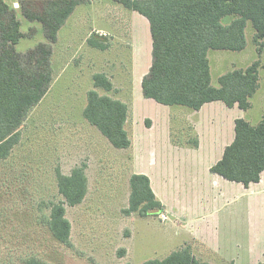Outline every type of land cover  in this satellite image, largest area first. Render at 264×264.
<instances>
[{
  "label": "rangeland",
  "instance_id": "obj_1",
  "mask_svg": "<svg viewBox=\"0 0 264 264\" xmlns=\"http://www.w3.org/2000/svg\"><path fill=\"white\" fill-rule=\"evenodd\" d=\"M10 4L16 8L25 34L16 45L17 51L26 53L46 43L43 24L24 15L21 0H11ZM92 37L107 48L92 46ZM246 40L243 50H209L213 86H219L222 75L252 65L259 53L264 56V38L255 42L251 21L247 22ZM151 62L149 21L117 1L82 3L59 31L52 65L55 80L25 118L18 145L8 158L0 160V264H24L32 255L53 264H142L163 259L182 247L211 257L205 261H216L217 250L206 248L221 243L222 231L231 224L228 221L241 218L250 234L246 233V246L238 243L233 257L245 258L243 264L257 263L264 244L260 241L253 247V236L258 231L264 240V217L251 211L254 205L264 210L261 200L239 189L224 194L198 165L210 161L207 154H190L179 146L188 137L191 143L196 142V131L185 128L190 124L186 120L208 123L203 129L211 141L228 133L230 138V122L219 116L213 117L214 122H205L201 120L204 117L195 115V109L160 104L146 97L139 79L149 72ZM102 72L114 82L111 90L94 87V74ZM260 77L259 90L242 117L252 125L264 119V69ZM88 89L132 100L130 118L135 126L130 147L115 148L85 119ZM210 113L204 112L206 118L211 119ZM194 163L198 164L192 166ZM76 168L87 172L88 193L77 205L65 204V216L71 223L68 245L53 237L47 222L52 205L64 201L57 170L70 175ZM142 170L153 177L166 220L158 212L124 213L130 206V173ZM241 239L243 233L239 234Z\"/></svg>",
  "mask_w": 264,
  "mask_h": 264
},
{
  "label": "trees",
  "instance_id": "obj_2",
  "mask_svg": "<svg viewBox=\"0 0 264 264\" xmlns=\"http://www.w3.org/2000/svg\"><path fill=\"white\" fill-rule=\"evenodd\" d=\"M89 0H21V10L31 21H39L47 42L26 53L18 52L17 43L24 33L16 8L0 0V160L6 159L21 139V129L30 110L38 105L53 81L51 56L58 33L76 7ZM146 17L152 37V64L142 80L144 95L165 105H184L200 109L204 104L222 101L247 110L258 90V62L246 69L233 70L212 85L208 52L210 49L243 50L246 26L251 21L255 42L264 38V0H114ZM94 47L107 45L95 38ZM96 88L111 90L112 81L105 74H95ZM85 118L95 125L116 148H128L131 140L125 129L127 105L97 89L88 92ZM212 172L227 180L248 186L260 181L264 171V119L252 125L244 118L235 122V138L228 145ZM59 190L64 201L54 203L48 218L53 237L71 243V223L65 204L77 205L87 194L83 168L70 175L57 170ZM129 215L160 213L163 204L156 197L150 178L133 174L130 179ZM125 253V251H123ZM24 264H53L30 256ZM130 264V263H125ZM142 264H210L197 259L190 248L173 251L163 259ZM257 264H264L260 262Z\"/></svg>",
  "mask_w": 264,
  "mask_h": 264
},
{
  "label": "crops",
  "instance_id": "obj_3",
  "mask_svg": "<svg viewBox=\"0 0 264 264\" xmlns=\"http://www.w3.org/2000/svg\"><path fill=\"white\" fill-rule=\"evenodd\" d=\"M6 1H8L10 3L11 0H6ZM92 1L93 0H89L88 3H91ZM78 7H79V5L76 7V9ZM76 9H75V11H76ZM75 11L66 20L65 24L62 26L61 29L65 28V26L68 25V21L71 20V17L75 13ZM58 40H59V33H58ZM58 40H57V42H58ZM56 43L53 44V53H52V56H51V64L52 65H53V62H54V45ZM95 48H99V47H95ZM254 62H258L259 63V66H258V90H259V84H260V81H261L260 71L262 69H264V56H263V54H260L259 53L258 59L256 61H254ZM151 64H152V62L149 64L150 67H151ZM246 68H244V69H246ZM240 69H243V68H240ZM240 69H234V70H240ZM132 71H133L132 72L133 74H132V83H131V86H130L131 89L134 88V83L133 82H135V67H134V70H132ZM147 73H148V71H146L144 74L146 75ZM96 74H98V73H96ZM102 74H105L112 81V79L106 73L102 72ZM143 78L144 77H141L139 79V82H141V84H142ZM54 80H55V77L53 75V81ZM53 81H52V83H53ZM93 81H94V76H93ZM112 84H113V88H114L115 86H114V82L113 81H112ZM94 87H95V84H94ZM90 90L91 89H88L87 96H88V92ZM142 90H143V88H142ZM258 90H257V92H258ZM114 99H118V100L124 102L127 105V107H128V118H127V121L125 123V129L128 132V135L130 137V140L131 139L133 140V138H131V135L133 136V133L132 132H133V129H134V126H135L134 124L135 123H134V120H132V122H131V118H130V115H131L130 113H131V111L133 112V102H132V100L131 101H127V100H125L123 98L122 99L121 98H114ZM87 103H88V97H87L86 103L84 104L83 114H84V110H85V107H86ZM236 110H238L239 112L236 113L235 112ZM247 110H244V109L240 108L237 104L234 105V106H232V107H230V106L226 105L222 101L209 102V103L204 104L200 109H198V110L195 109L194 110L195 113H196L195 115H197L198 117H202V118L204 117L201 120H203L205 122H206L207 119L209 120V123H210V121L212 122L214 116H216V117L219 116L220 118L222 117V118L228 119V121L230 122V124H229L230 125V128L231 127L233 128V133H232V135H230V138H229V133H228V136H226V137H223V138L217 137V140L216 141H211L210 138H209V135L206 134L205 131H204V129H203V127L207 126L208 123L201 124L202 122H199L197 120H193V119L192 120H186L190 124L189 125H186L185 128H192L191 131H194V132L196 131L195 134H194V137H196V139H195L196 142L195 143L194 142L191 143V139L188 137V139H185L184 142H181L180 143L181 145H179V146L182 149H180V148L179 149L182 150V151L187 150L190 154H196V155H204V154H207V158L210 161H208L206 164H204L202 166L200 164H198V163H194V164H192V166L198 164L200 167H203L205 169L206 173H208L210 179L212 180V183L214 185H217L218 184V186H220L222 190L223 189L225 190L224 191V194L226 193V195H229V193L235 191L236 189H239V191H241L242 194L250 195V196H252L254 198L258 197L261 200V203H262V205L264 207V171L262 172L260 181L255 182V183H251L250 185L246 186V185H244L241 182H234V181L227 180L223 176H221L219 174H216V173L212 172V170H211L212 166L215 163H217L222 158L225 148L233 142V140L235 138V122H236V120L238 118H242L243 117V114ZM204 112H207V113L211 112L209 114L211 116V119H209L208 117L206 118L207 114L204 115ZM144 118L145 119L148 118L149 124H151V125L154 124L149 119L148 116H144ZM90 124L93 125L92 123H90ZM144 124H146V121H145ZM93 126H95V125H93ZM208 142H209V145H208ZM179 146H177V147H179ZM178 163H181V162H178ZM190 163H191V161H189V164ZM185 167L186 166H184V168ZM135 174H145V175L147 174L148 175V177L150 178V181H151V187H152V189H153L156 197L163 204V200H162L161 196L159 195V193L154 188L153 177L149 173L144 172L143 170L142 171H137V173H135ZM132 175H133V173H130V178H131ZM86 176H87V181L89 182L87 172H86ZM85 197H87V194H86ZM254 208H255V210H252L251 212H255V214L259 218L260 217H264V210L261 209V207L254 205ZM163 209H164V206H163ZM159 215L164 220L167 219V215L165 214V211L164 210H162L159 213ZM162 215H165V216H162ZM131 216H134V215H130L129 217H131ZM228 223H231V224H227L229 227H225L224 230L222 231V232L225 231L224 237L222 236L223 238H222L221 243H220L222 245H220L219 243H216L215 246H213L212 244H210L209 248L208 247L206 248V250H209V249H212V248L214 250H217L216 251V254L222 260L218 258V259H215L216 261H205V259H210L211 257H202V255L198 254L199 252L197 253L193 249V252L192 253H193V255L197 259H199L200 261H203V262H208L210 264H243L244 263L245 258H241V257L235 258V257H233L234 256L233 255V252L235 251L236 246L240 247V245H238L239 242H241V246H246V243H245L246 233H248V234H250V233L245 228V224H243L242 218L238 222H235V221L234 222H232V221L229 222L228 221ZM240 233H243V239L238 240ZM130 236H131V234H130ZM220 238H221V234L217 237L218 241H220ZM253 240H254L253 247L255 246L256 243L259 244L260 241L264 244V240L261 239L260 236H258V231L256 232V236H253ZM187 245H189V244H186V246ZM182 248H184V247H182ZM262 248L263 249H262V252L259 255V259H258L257 263L264 262V246ZM128 252H129V249H128ZM172 252L170 251L169 254H171ZM210 252H207V253L211 255V253H213V252H211V253ZM247 253L250 254V250Z\"/></svg>",
  "mask_w": 264,
  "mask_h": 264
},
{
  "label": "water",
  "instance_id": "obj_4",
  "mask_svg": "<svg viewBox=\"0 0 264 264\" xmlns=\"http://www.w3.org/2000/svg\"><path fill=\"white\" fill-rule=\"evenodd\" d=\"M15 5H16V6H19V4H18V3H15Z\"/></svg>",
  "mask_w": 264,
  "mask_h": 264
}]
</instances>
